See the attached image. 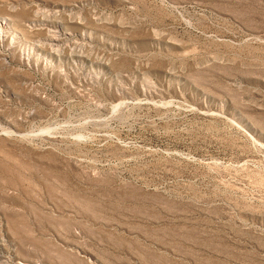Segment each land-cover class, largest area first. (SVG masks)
<instances>
[{
	"label": "rangeland",
	"instance_id": "obj_1",
	"mask_svg": "<svg viewBox=\"0 0 264 264\" xmlns=\"http://www.w3.org/2000/svg\"><path fill=\"white\" fill-rule=\"evenodd\" d=\"M0 264H264V0H0Z\"/></svg>",
	"mask_w": 264,
	"mask_h": 264
}]
</instances>
